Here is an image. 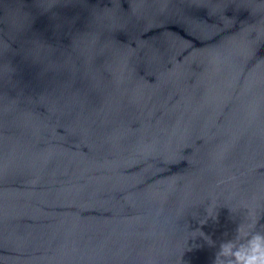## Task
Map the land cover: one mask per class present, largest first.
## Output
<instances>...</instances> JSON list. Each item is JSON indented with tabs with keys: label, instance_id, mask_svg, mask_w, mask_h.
<instances>
[{
	"label": "water",
	"instance_id": "1",
	"mask_svg": "<svg viewBox=\"0 0 264 264\" xmlns=\"http://www.w3.org/2000/svg\"><path fill=\"white\" fill-rule=\"evenodd\" d=\"M36 3L0 0V264H213L264 231V43L231 52L205 7L54 0L57 27Z\"/></svg>",
	"mask_w": 264,
	"mask_h": 264
},
{
	"label": "clouds",
	"instance_id": "2",
	"mask_svg": "<svg viewBox=\"0 0 264 264\" xmlns=\"http://www.w3.org/2000/svg\"><path fill=\"white\" fill-rule=\"evenodd\" d=\"M158 8L154 13L148 14L144 11L142 4H136L130 14L129 22L143 20L148 26L155 22H164L166 19L185 21L190 16L192 7H205L208 14L215 18L214 28L217 31L230 29L239 25V30L231 40L230 51L241 56H248L254 53L256 46L264 43V0H157ZM231 9L232 14L227 11ZM247 11L250 19L241 20L240 13ZM33 16H47L57 27L69 23L68 17L54 6V0H37L31 11ZM115 16V14H114ZM18 48L14 51L24 53L29 43L27 31L19 33L14 38ZM258 67H264V60L260 61ZM208 216L215 218V206L209 205ZM251 223L255 224V216L250 212ZM205 220L200 221L203 224ZM251 227V225H249ZM210 244H214L209 237L200 231ZM196 235H192L195 237ZM213 264H264V231H248L244 226L239 225L237 235L219 245L215 254Z\"/></svg>",
	"mask_w": 264,
	"mask_h": 264
}]
</instances>
